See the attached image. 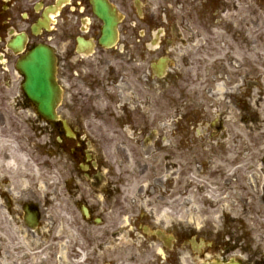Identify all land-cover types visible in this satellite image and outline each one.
I'll list each match as a JSON object with an SVG mask.
<instances>
[{
	"label": "flooded vegetation",
	"instance_id": "obj_1",
	"mask_svg": "<svg viewBox=\"0 0 264 264\" xmlns=\"http://www.w3.org/2000/svg\"><path fill=\"white\" fill-rule=\"evenodd\" d=\"M104 2L117 19L108 45L93 0H0V212L25 235L29 252L0 249V264H264V251L234 217L239 206L250 216L253 202L264 204V158L259 174L240 175V162L251 159L241 158L228 127L255 122L264 93L251 80L240 84L249 63L239 69L227 61L237 72L232 82L224 62L208 67L211 57L197 51L256 48L239 12L254 20L264 0ZM37 60L53 68L50 120L22 87L19 65ZM217 78L223 91L214 90ZM195 81L207 92L201 106L189 93ZM126 177L147 181L130 249V224L102 216L124 211ZM150 189L170 205L145 202ZM38 195L44 199H32ZM177 204L183 225L175 221ZM53 205L80 220L46 221ZM26 214L36 219L28 224Z\"/></svg>",
	"mask_w": 264,
	"mask_h": 264
},
{
	"label": "rangeland",
	"instance_id": "obj_2",
	"mask_svg": "<svg viewBox=\"0 0 264 264\" xmlns=\"http://www.w3.org/2000/svg\"><path fill=\"white\" fill-rule=\"evenodd\" d=\"M259 8L261 10H259ZM253 14H254V20L249 21L247 17H243L242 13H247V11L240 10V29L242 30L244 26L248 25V28L250 29V34L254 36V39L256 41V48L252 49H245L246 47H243V50H236L234 48L227 49L226 46L222 47L221 49H218L215 54H211L209 52H201L199 50L198 53L204 56L206 59L207 57H211L210 59H207V62H209L208 67H214L213 63L221 65L224 62V68L228 73V78L233 82L235 78V72L232 68L229 67L227 64V61L234 60L236 64L239 65V69L242 67L240 63H249V66H243L242 69L238 72V75L240 77V84H242L243 79H246L247 81L254 82L257 87V93L260 92V89L264 93V5L263 4H255L253 8ZM229 13L226 15V22L229 28L231 29L232 24L236 20V17L234 16V13L232 11V7L229 6ZM234 16V17H233ZM229 23V24H228ZM252 30L254 33H252ZM262 41V42H260ZM200 56V55H196ZM253 66V67H252ZM201 70L203 68H200ZM198 77H201V73L197 75ZM225 80V78L223 77ZM224 81H222L220 78H217L216 84L214 86V90L218 91L217 89H221L220 91H223L224 87ZM191 94V100L192 104L194 106H201L204 103V95L207 93L205 91V87L199 83V81H195L194 84L190 86V92ZM260 110L258 111V115L261 114V119L259 118L253 127L242 125L244 122L242 120L240 121V124L232 126L231 124L228 125L229 128L233 129L234 137L239 138V149L241 150V158H248L251 159L250 162L247 164L244 161L240 162L241 169L238 170V173L240 175L246 176L248 173V169L251 168L255 174H259V170L257 168L262 164L260 161L262 158H264V100L263 102H260ZM242 115V114H240ZM239 115V117H240ZM234 120H238L239 118L235 115L233 118ZM32 167L33 173H35L34 166ZM128 169V167H126ZM247 168V169H244ZM129 171V169H128ZM128 171L126 172L128 174ZM245 178V177H243ZM142 186V187H141ZM167 186L168 182L164 184H159V189H161V193L163 191L167 192ZM147 187V181L143 178H130L126 177L125 183L122 185V200H124L121 205L124 207V211H121V209H114L111 211V213L103 214V220L107 222H122L126 224H130L127 226V238H128V246L129 249L132 247V243H130V237L135 234H137V230H135V225L132 223L133 220H135L136 217V211L135 208H137L139 205H141L142 195L144 193V190ZM142 188V194L140 195V189ZM151 197H148L145 202H147L149 205L152 206H168L170 205L168 198L164 199L161 196H159V191L156 192L153 191V189H150ZM242 197V196H240ZM179 199V202L184 201V198ZM32 199L40 200L42 201L44 198L40 195L38 197H33ZM164 199V201H163ZM241 198H239L240 200ZM256 199V198H255ZM46 200V198H45ZM54 207L48 210L46 221H52V222H67L74 219L73 216L78 218L80 220V217L78 214H66L63 216L59 213L57 206L53 205ZM119 208V207H118ZM175 221L178 222V219H181V224H184V218L186 216L184 209L177 204V208L175 210ZM251 211V209H250ZM260 213V214H259ZM219 214V213H218ZM156 215H158L156 213ZM170 217H172V214H166ZM196 216V221L200 222L201 218H204V214H193ZM215 215V213H214ZM250 216H247L244 214L242 207L239 206V209L236 210L234 217L235 220L237 218H240L239 221H241V226L237 224L240 231H245V236L243 237H249L253 240V238H256L258 240H254V245L256 249L263 250L264 251V204L262 202L256 201L253 202L252 205V211L249 214ZM253 218L255 220L253 221ZM184 220V221H183ZM18 221V220H16ZM8 222V218L4 212H0V249L2 252L4 250H9L10 252L16 250H21L20 253H29L26 248H28V245L26 242L22 241L23 238H25V235H19L21 234V230L19 227L15 229L9 228L6 224ZM139 224H146L145 220H139ZM151 230H159L160 228H154L152 226H149ZM24 231V230H23ZM159 231H165L164 229H160ZM248 231V232H246ZM27 232V231H25ZM260 239V240H259ZM131 254V251L129 250V255ZM38 263H41L38 261Z\"/></svg>",
	"mask_w": 264,
	"mask_h": 264
},
{
	"label": "water",
	"instance_id": "obj_3",
	"mask_svg": "<svg viewBox=\"0 0 264 264\" xmlns=\"http://www.w3.org/2000/svg\"><path fill=\"white\" fill-rule=\"evenodd\" d=\"M94 8L96 15L105 23V32L112 34L113 23L110 19V11L108 7L99 0H96ZM22 72H24L27 75V78L30 79L29 84L33 94H37L36 97L47 98L39 99L37 101L40 104L39 109L44 112L52 110V102L48 98L52 96L53 90L47 81V79H49V75L46 71L43 69H36L33 66L28 65L27 67L22 68Z\"/></svg>",
	"mask_w": 264,
	"mask_h": 264
}]
</instances>
